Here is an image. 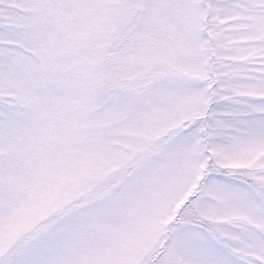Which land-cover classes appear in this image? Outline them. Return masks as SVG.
<instances>
[{
  "label": "snow or ice",
  "instance_id": "obj_1",
  "mask_svg": "<svg viewBox=\"0 0 264 264\" xmlns=\"http://www.w3.org/2000/svg\"><path fill=\"white\" fill-rule=\"evenodd\" d=\"M0 264H264V0H0Z\"/></svg>",
  "mask_w": 264,
  "mask_h": 264
}]
</instances>
